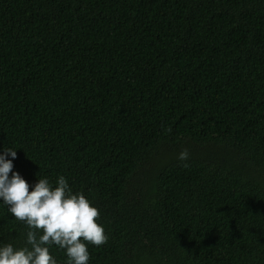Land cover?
I'll list each match as a JSON object with an SVG mask.
<instances>
[{
    "label": "trees",
    "instance_id": "1",
    "mask_svg": "<svg viewBox=\"0 0 264 264\" xmlns=\"http://www.w3.org/2000/svg\"><path fill=\"white\" fill-rule=\"evenodd\" d=\"M3 147L98 208L89 264H264V0H0Z\"/></svg>",
    "mask_w": 264,
    "mask_h": 264
},
{
    "label": "clouds",
    "instance_id": "2",
    "mask_svg": "<svg viewBox=\"0 0 264 264\" xmlns=\"http://www.w3.org/2000/svg\"><path fill=\"white\" fill-rule=\"evenodd\" d=\"M16 150L0 148V208L22 222L26 232L23 246L0 242V264H58L50 253L53 245L63 250V264H89L88 246L108 240L98 208L83 192H73L64 175L29 184L12 171ZM187 158V150L179 152V160Z\"/></svg>",
    "mask_w": 264,
    "mask_h": 264
}]
</instances>
